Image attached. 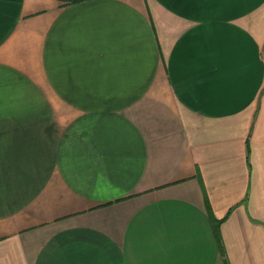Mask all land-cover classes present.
Returning <instances> with one entry per match:
<instances>
[{
    "label": "crops",
    "instance_id": "crops-1",
    "mask_svg": "<svg viewBox=\"0 0 264 264\" xmlns=\"http://www.w3.org/2000/svg\"><path fill=\"white\" fill-rule=\"evenodd\" d=\"M0 264H264V0H0Z\"/></svg>",
    "mask_w": 264,
    "mask_h": 264
}]
</instances>
